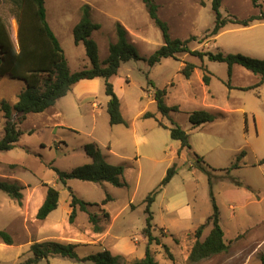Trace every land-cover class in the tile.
Wrapping results in <instances>:
<instances>
[{"label":"rangeland","instance_id":"1","mask_svg":"<svg viewBox=\"0 0 264 264\" xmlns=\"http://www.w3.org/2000/svg\"><path fill=\"white\" fill-rule=\"evenodd\" d=\"M19 2L20 0L0 1V18L7 23L11 39L16 47L18 46ZM156 3L159 6V16L168 23L173 38L181 40L196 38L188 44L191 50L224 54L239 53L264 60L263 21H255L248 27L228 23L218 36L205 39L207 31L211 30L215 24L212 0H156ZM89 4L93 8L92 19L102 25L101 29L93 34V39L100 48L101 59L108 56L110 43L117 39V22L122 23L129 30V40L135 42L142 56L149 57L163 45L161 30L150 18L141 0H46L48 22L64 49L72 72L90 66L84 45H76L73 36V28L82 16V7ZM263 10L264 0L256 2L254 0H222L221 5L223 18L228 21L247 20L252 16L260 15ZM179 56L180 60L164 59L152 68L144 61L123 63L118 75L113 79L130 119H134L137 113L147 106L149 111L156 112L164 123L170 126L173 120L187 130L191 128L189 112L207 109L213 113H221L216 121L200 126L197 135L198 140L207 137L220 139L222 143L214 150L217 155L221 152L220 155L216 157L215 162H208L205 159L211 166L203 165L208 173L195 167L198 171L196 175H193L189 162L194 153L188 149L178 150L176 169L179 175L173 185L167 189L164 187L157 195L151 207L154 216L153 225L160 226L159 223L169 218L164 205L178 187L184 188L188 193L194 211V223L202 225L213 212L211 199V192H213L220 209V225L225 230L226 239L229 240L238 231H243L242 243L246 247L240 253L241 255L239 254V258L242 261L249 259L251 264H256L261 262L257 254L258 249L254 251V248L250 246L253 247L254 243H258L264 237V198L259 205H255L252 204L253 202H248L249 200L245 201L244 197L245 194L253 195L254 199L258 196L264 197V165H259L256 161L259 157L264 158V85L257 90H243L241 86L251 85L259 79V75L240 67L242 73L240 72L235 83H231L235 86L231 88L226 63L213 62L207 57L200 59L190 54ZM183 62L199 67L198 73L193 74L192 77L191 88L195 92V94L192 93L194 98L187 94L188 91L184 92L187 78L181 72ZM206 67L209 70L208 74L212 73V82L205 91V87L201 86L199 80H201V74L204 75L203 69ZM149 81L160 89L166 88L171 101H179L181 110L171 113L173 119L159 114L156 103L151 102L154 88L149 85ZM13 84L19 86L21 83L18 80L12 81L10 77L0 78V101L6 100L12 104L9 99L12 98V92L15 89ZM189 96L193 99H186ZM205 96L209 99L204 100ZM107 101L108 96L102 88L97 98L85 101L77 110H74L73 104H68L66 108H63L65 110L63 116L56 118L66 123L67 126L64 127L56 128L54 122L50 121L51 114L55 113L58 107L44 113L29 114L21 123L19 117L15 116L14 120L20 123L19 127L23 135L13 150L0 152V161L7 164L0 165V174L9 175L15 171L18 178L26 180L34 187L41 181H43L42 185L44 182L54 183L56 179L54 168L71 171L75 167L89 163L90 159L84 151L87 143L93 142L94 139L104 143L114 141L113 132L109 127ZM75 103L76 100H74ZM154 120L146 121V129L149 131ZM5 122L4 113L0 111V138L4 133ZM155 130V136L161 142V154L157 159L163 160L167 156L169 159L170 152L176 149L179 141L172 139L167 129L157 126ZM195 134L192 132L193 137ZM222 149L225 152H222ZM135 151L136 149H133V156L141 159L143 172L142 175L138 174L136 168L128 171V177L133 185L132 193L128 189L116 188L109 183L101 184L77 179L69 180L68 186L58 184L61 193V205L57 211L59 215L63 210H67L71 193L84 197L92 203H100L106 198L107 193H110L105 186L110 191L116 192L114 194L118 198L111 210L114 215L118 212L121 214L116 221L115 231L117 235L127 236L129 242L137 241L139 244L137 252L128 259L123 257L121 264H134L144 258L147 247V239L143 233L146 227L145 199L159 187L167 172L165 170L163 176L164 162H151L148 158L135 154ZM103 152L107 153L106 146ZM242 152H245V156L238 160L237 155ZM181 154L183 156L179 159ZM195 161L194 159V163ZM9 164H17V166L10 168ZM235 164L241 168H233ZM248 185H253L254 189L252 190ZM132 198L135 209L125 208ZM0 199V217L5 218L6 214L18 208L17 202L3 192H0ZM231 205L235 206V209L230 208ZM255 208L258 209L254 210ZM84 220L81 217L78 225H84ZM247 226H251L252 229L246 231ZM195 230L178 238L163 229L153 230L152 233L160 239V244L154 242L150 245V249L158 264H192L188 258L195 242ZM210 230L211 226L204 230L202 240ZM163 245L168 246L169 253ZM101 250V246H86L79 247L76 251L80 257H84ZM260 252H264V247ZM228 254L229 249L202 262H227ZM30 255L32 256V253ZM248 255L249 258H247ZM50 261L43 260L40 264H92L61 256L52 257Z\"/></svg>","mask_w":264,"mask_h":264},{"label":"trees","instance_id":"2","mask_svg":"<svg viewBox=\"0 0 264 264\" xmlns=\"http://www.w3.org/2000/svg\"><path fill=\"white\" fill-rule=\"evenodd\" d=\"M1 1V0H0ZM145 5L150 18L161 30L163 37V45L160 46L149 57L140 54L138 48L129 40V32L120 22L116 23L117 40L109 45L108 57L101 61L99 54V45L93 39V33L101 29V25L94 22L91 18V7L84 5L82 7V16L79 22L73 28V36L76 45L83 44L86 56L90 62L89 67L76 72L70 70L64 49L62 48L58 38L53 32L48 20L46 10V0H20L19 16H18V46L16 47L11 39L7 23L0 18V78L10 77L24 81L25 89L19 95V100L12 105L6 100L0 101V111L4 113L6 120L3 136L0 138V152L11 151L16 147L23 132L20 130V123L26 120L29 114L43 113L53 107L57 101L65 97L76 85L82 80H91L95 78H103L105 80V93L109 98L107 104V112L109 115V123L114 125H127L121 112V101L114 90V85L110 79L118 74L123 63L129 61H144L148 66L153 67L160 63L163 59H178L180 54H190L194 57L203 59L207 57L210 61L226 63L228 66V76L231 78L234 65H240L248 71L264 77V60L257 59L243 54H224L223 52L213 53L211 51L191 50L188 46L191 40L189 38L181 40L173 38L170 34V28L167 22L163 21L159 16V6L156 0H141ZM257 0H254L256 2ZM222 0H212V10L215 14V24L211 30L207 31L205 39L216 37L222 29L228 24L233 23L243 27L250 26L255 21L264 22V10L258 16H252L247 20L228 21L223 18L221 13ZM197 68L192 63H186L182 69V74L189 79ZM203 80L209 85L210 78L207 76L209 70L204 68ZM149 85L154 88V100L156 102L158 112L163 116L171 119V113L179 111L177 106L170 107L166 103L167 89L156 87L152 81ZM230 85V84H229ZM262 85V80L249 89H254ZM19 117V122L14 117ZM219 115H215L206 110H195L189 114V122L192 127L197 128L206 123L214 122ZM145 118H155L151 112L144 114ZM160 126L169 130L171 138L178 140L181 144L180 150L191 149L189 133L178 125L175 121H171L170 126H166L159 122ZM90 163L75 167L71 171H61L54 168L56 179L58 182L66 185L68 180L77 179L81 181L95 183H110L117 188H128L129 184L125 179V166L113 165L106 161L98 143L89 142L84 146ZM244 152L240 154V157ZM195 167L201 171L208 173L202 157L198 155L195 158ZM239 160V157H238ZM264 164V160L261 162ZM17 165L12 164L10 168ZM238 168V164L233 165ZM177 169L174 165L169 168L166 176L162 180L159 187L150 193L145 199L146 208V227L143 230L147 239V247L144 258L134 264H158L150 249L152 243L160 244V239L153 235V230L157 228L153 225V212L151 207L156 200L157 195L166 187L173 177L176 175ZM46 197L43 205L37 213V219L45 220L50 213L58 208L60 193L58 189L47 183ZM24 188L18 182L0 180V191L7 194L19 204H22ZM72 211L69 220L73 223L77 216V208L88 214L94 232L103 231L101 225L102 219L109 220V214L105 210L93 208L99 207L97 203H88L79 199L71 193ZM213 203V212L206 219L205 223L195 230V242L189 253V262L197 264L208 260L214 256L222 254L229 249V244L225 242L224 230L220 225L221 213L217 205L216 199L211 192ZM111 200V196L107 194L102 204H106ZM99 214L102 215L100 218ZM211 226L209 234L202 240L204 230ZM0 238L6 244H13L12 236L5 230L0 229ZM167 253L169 248L163 245ZM33 257L21 262L20 264H39L42 260L48 259L50 256L59 255L68 257L79 262H91L92 264H121L123 256L113 255L109 250L91 254L80 258L76 245L63 244L56 241H45L34 243L31 247ZM259 258L261 264H264V254L260 253Z\"/></svg>","mask_w":264,"mask_h":264},{"label":"crops","instance_id":"3","mask_svg":"<svg viewBox=\"0 0 264 264\" xmlns=\"http://www.w3.org/2000/svg\"><path fill=\"white\" fill-rule=\"evenodd\" d=\"M89 6L91 7L90 4H89ZM91 18H93V8L92 7H91ZM47 20H48V18H47ZM101 27H102V25H101ZM129 36H130V32H129ZM114 42H116V41H113L112 43H114ZM131 42L135 44L134 41H131ZM99 54H100V48H99ZM107 57H105L104 59H101V57H100V60L103 61ZM179 57L177 60H180ZM160 63H158L156 65H159ZM183 63L186 65L185 62H183ZM184 64H183V68L185 67ZM240 67H242V66L234 65V67H233L232 76H231V78H229V84H230L231 88L235 87V86H232L231 83L236 82L237 77L240 75V72L242 71V70H240L241 69ZM198 68L199 67H197L195 69L194 73H192V76L189 79H187L186 85L184 84V87H185L184 92L187 93V91H188L187 94L192 95L193 98L195 96H193L192 93L195 94V92L191 88L192 77H193V74L198 73ZM227 73H228V70H227ZM117 75L113 76L110 79V81L114 85V90H115L116 94L118 95V97H120L119 99L121 101V112H122L124 119L127 122V125L120 124V125H114V126L110 125L109 126V127H111V130L113 132L114 141H108V143H104L103 141H99L97 139H94L93 142L98 143V145H99V147H100L102 153L104 154L106 161L108 163L113 164V165L122 164L125 166L126 170H125V176L124 177L129 184L128 188H125V189H128L132 193L133 185L131 183V180L128 177V171L130 169L136 168L138 174L140 173V175H142V172H143V167L141 166V159L138 157L134 158V156H133L134 153H132L133 149H136L135 154H138L140 156H144V157L148 158L151 162H155V163L164 162L165 163L164 173H163V176H164L165 170L168 171L169 168H171L174 165L175 166L177 165L176 160H178V157L176 156V154H177L178 150L181 148V144H180V142L177 141L179 144H177V147L174 151L170 152V158L169 159H168V156L166 157V159H163V160L157 159L158 157H160L159 154H161V150H160V143L161 142H160L159 138L157 139V137L155 136L156 135L155 129L157 126L163 128L162 126H160L159 122L163 123L166 126H169V125L164 123L163 120L158 117L156 112L149 111V108L147 106L143 107L137 113V115L134 117V119H130L127 116L126 111L123 107L122 98L118 93V89H117L115 80H113L114 77H116ZM207 76L210 78L209 85L211 86L212 73L210 72V74H207ZM203 77H204V75L201 74V80H199V83L201 84V86L203 88L205 87V91H206V89H207V87H209V85H206L204 83ZM261 80H262L261 86L254 88V89H249V90H255V89L257 90L264 85V77L262 78L261 76H259V79L254 81L251 85H247L244 87L241 86V88L243 90H248L247 88H251V87L255 86ZM12 81H17V79H12ZM18 81H20L21 84H19V86H17L16 84H13V85H15V89L12 92V96H11L12 98L9 99V100H11L13 105L18 102L19 95L21 94V92L26 87V84L24 81H22V82H21V80H18ZM102 88H104V91H105V80L103 78H95V79H91V80H82V81L78 82L76 85H74L72 90L65 97L59 99L53 107L49 108L45 112L50 111V109H55V107H58V110L55 111V113L51 114V116H50L51 120L50 121L54 122V127H56V128L67 126L65 122L56 120V118H60L61 116H63L64 111H65V110H63V108H66L68 106V104H73V106L75 107L74 110L81 108L83 106V104L85 103V101H89L91 99L97 98V95L100 93ZM152 96H153V98H152L151 102L156 103L154 100V91L152 92ZM192 97L189 96V97H186V99L192 100L193 99ZM166 99H167V103H168L167 105L168 106H170V107L177 106L179 108V111L181 110V105L179 104V101H177V100L171 101L169 98L168 92H167ZM205 99H209L208 96H205L204 100ZM74 100H76L75 104H74ZM108 101H109V98H108ZM108 101H107V104H108ZM95 104L96 103H94V105ZM198 110L208 111L207 109H198ZM146 112L153 113L155 115V118H145L144 114ZM209 112H211V111H209ZM172 113H174V112H172ZM190 113L191 112H189L188 114H190ZM211 113H213V112H211ZM213 114H215V115L220 114L221 115V113H213ZM171 117H172V115H171ZM145 119H147V120H145ZM152 119H155V120L153 121L154 122L153 125H151V131H149V129H146V121H150ZM172 119H173V117H172ZM199 128H200V126L197 128H194L191 125V128L186 130L188 133H190L189 136H190L191 149H188V151L194 153L193 158L189 162V168L191 169V172L193 175H196L197 171H198L195 168V166H193L194 159L196 158L197 155L199 157L203 158L205 163H203L202 165H208L207 164L208 162H215V160L217 159L216 157H218L221 153L220 152L217 155L214 153V150H215L216 146H218L219 144L222 143V141L219 138H218L219 140H216L214 137H207V138H202V139L198 140L197 135H198V129ZM192 132L196 133L194 135V137L192 136ZM104 146H106V148H107V153L103 152ZM184 150L185 149L180 150V151H184ZM222 152H225V150L222 149ZM166 154L168 155V153H166ZM182 156H183V154H181V156H179V159H181ZM237 156H239V160H241V158H243L245 156V152H244V155L242 157H240V154ZM205 159H207L208 162ZM263 160H264V158L259 157L256 161L259 165H264L261 163ZM90 162H91V160H90ZM0 165L5 166L7 164L0 161ZM10 165H12V164H9V166ZM15 165H17V164H15ZM208 166H210V165H208ZM238 168L240 169L241 167H238ZM177 173L173 177L171 182L165 187L166 189L170 185H173L175 179L179 175ZM166 174H167V172H166ZM0 180L11 181V182L16 181L24 188L22 190V193H23L22 204H19L16 200H14L17 202L18 208H16L15 211L9 212L8 214H6L5 218L0 217V229L8 232L13 238V244H11V245L6 244L0 238V264H20L21 262H24V261L32 258L33 257V253L31 251L32 245L34 243H37V242H45V241H56V242H60L63 244H74V245H76V250L79 247L101 246V248H102L101 252L104 250H109L113 255H120V256H123L124 258L126 257V259H128L129 256H131L137 252V249L139 246L137 241H134V242L130 241L129 242L127 239V236L117 235L118 233H117V231H115L116 221H117L118 217L120 216L121 212H118L116 215L113 214L111 208H112L113 203L117 200L118 197H117V195L114 194L116 192L110 191L107 186H105V187L110 192L107 194H109L111 196V200L109 202H107L106 204H102V202L106 198L102 199L100 201V203H97V204H99V207L93 208L92 211H94V209H97V212H100V210H105L109 214L110 217H109L108 221H104L102 219L101 225L103 227V231L96 233V232H94L93 227H92L91 223L89 222L88 214L80 211L79 208H77V216H76L75 221L73 223L70 222L69 216H70L71 211H72L71 200H70L69 206L67 207V210L66 211L63 210L62 214H60V215L57 214V211L60 209V205H61L60 204V196H59L58 208L55 211H53L52 213H50L49 216L45 220L37 219V213H38L40 207L43 205L45 197H46V187H44L42 185L43 181H41L40 183H37L33 187L26 180H22V179L18 178L15 171L14 172L12 171V173L9 175L0 174ZM68 181L66 183V186L69 185ZM44 183H46V182H44ZM59 183L60 182H58L57 179H55L54 183H47V184L58 189ZM248 186H250V188L252 190L254 189L253 185H248ZM58 191L60 193L59 189H58ZM0 192H2V191H0ZM78 198L81 200H84L85 202L92 203V202L88 201L87 199H85L84 197H78ZM263 198L264 197L261 198L260 196H258L257 198L254 199V196L251 194H245V197H244V199H246L245 201L249 200L248 202H253L252 204H255V205H259V203H261L263 201ZM71 199H72V196H71ZM190 202L191 201L189 199L188 193L184 190V188L178 187V189L174 190L172 196L169 197L168 201L164 205L165 212L167 213V216H169V218L165 219V221H163V223H159L160 226L157 224L154 225L157 228L156 230L163 229L165 232H167L170 235H173L174 237L178 238V236L179 237L185 236V235L193 232L196 228H198L201 224L197 225L194 223V221H193L194 220V211H193V207H192ZM0 203H1V199H0ZM133 206H135V205H134L133 198H132L130 201H128L125 208L135 209V208H133ZM243 207H245V205H243ZM230 208L235 209V206L231 205ZM257 209L255 208L254 210H257ZM99 216H100V218H102L101 214H99ZM81 217H83L85 219L84 220L85 224L82 226L78 225V220ZM257 217L259 218L258 215H257ZM153 220H154V216H153ZM251 229H252L251 226L246 227V231H249ZM243 235H244L243 231H238L234 236H231V238L229 240H227L225 230H224L225 242L227 244H229V254H228L227 262H201V263L202 264H251V262H249V259L242 261L239 258L241 255L240 253H242L243 249L246 247V245L244 246V244L242 243L243 242ZM142 238H144V237H142ZM250 247L254 248V251H257V249H258L257 254H260V253L264 254V252H260V251H262V249L264 247V237L258 243H256V244L254 243L253 247L252 246H250ZM251 248H249V249H251ZM31 253H32V256L30 255ZM57 256H59V255H53V256H50L48 259H44V260H46L47 262H51L50 259L52 257H57ZM80 258H83V257H80ZM247 258H249V255L247 256ZM256 264H261V262H258Z\"/></svg>","mask_w":264,"mask_h":264}]
</instances>
